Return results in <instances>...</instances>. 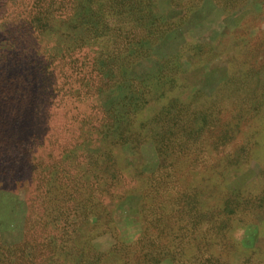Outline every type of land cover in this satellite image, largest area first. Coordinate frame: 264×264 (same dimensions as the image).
I'll return each instance as SVG.
<instances>
[{"label":"rangeland","instance_id":"374dc122","mask_svg":"<svg viewBox=\"0 0 264 264\" xmlns=\"http://www.w3.org/2000/svg\"><path fill=\"white\" fill-rule=\"evenodd\" d=\"M0 264H264V0H0Z\"/></svg>","mask_w":264,"mask_h":264}]
</instances>
